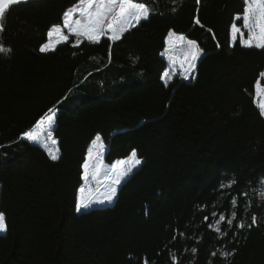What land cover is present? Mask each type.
Listing matches in <instances>:
<instances>
[{
	"label": "trees",
	"instance_id": "16d2710c",
	"mask_svg": "<svg viewBox=\"0 0 264 264\" xmlns=\"http://www.w3.org/2000/svg\"><path fill=\"white\" fill-rule=\"evenodd\" d=\"M138 2L149 19L119 40L69 39L44 53L47 33L77 0H21L3 19L0 44L11 52L0 54V264H264L255 87L264 88V50L230 46L244 0ZM169 32L200 49L188 79H162ZM50 109L57 161L22 138ZM210 121L221 123L222 138L201 134ZM97 135L106 165L133 150L141 164L110 205L78 213L82 164Z\"/></svg>",
	"mask_w": 264,
	"mask_h": 264
},
{
	"label": "snow or ice",
	"instance_id": "6c2138e0",
	"mask_svg": "<svg viewBox=\"0 0 264 264\" xmlns=\"http://www.w3.org/2000/svg\"><path fill=\"white\" fill-rule=\"evenodd\" d=\"M21 3V0H0V31L4 30L3 19L11 10L13 5ZM200 3V0H197ZM245 7L242 13H238L234 17V22L231 25L230 31V46H235L239 42L241 47L249 49L256 48L264 50V0H244ZM149 19V9L143 3L138 0H77V4L69 8L63 13V25H54L47 33L49 37L48 43L43 44L40 47V52L55 51V47L51 42V38L54 35H58L59 39L56 43L68 41V35H65L63 29H67L68 33L76 38V45L82 42V40H88L94 43H99L102 38L107 37L109 41H117L121 36L139 24L142 20ZM236 21H242L241 25H238ZM197 24L200 21L196 20ZM202 26V25H201ZM173 34L170 33V39L168 40L169 48L165 49L166 53H170L169 59L172 61L173 67L177 61H180L181 69L186 73L184 78H188L190 70L194 68V62L200 58V49L197 47L195 41L186 40L183 34H178L175 37V41L171 39ZM177 43L181 46L177 47ZM186 45V46H185ZM11 52L10 48L4 47L0 44V54H8ZM164 53H162L163 55ZM187 63V68L184 67ZM169 72H164L162 79L168 78ZM264 77V73L260 74ZM167 86V85H165ZM258 93L264 91L261 89L259 81L255 85ZM261 115H264V104H261ZM56 120V113L52 109L49 110V114H45L35 126V131H29L22 134V138L33 142L42 143L49 158L53 161H57L59 156V148L53 149L49 147L48 141L51 145L55 146L58 141L54 138V124ZM47 125V129L44 125ZM101 141V136L97 135L92 142V145L96 147V155L93 156L94 147H90L87 152L86 159L82 164L83 174L82 180L85 182V186L80 187L78 190V196L76 201V211L79 213L82 210L91 208L94 204H103L105 202L112 203L113 198L116 195L117 185H120L121 181L133 174V169L141 164V160L137 158V153L133 150L130 153V157L127 159L116 160L111 168L105 173L104 180L107 183L108 195L104 199L96 200L91 196H86V188L91 186V182H95L97 186L100 185V151L97 146V142ZM115 173V178L111 175ZM264 184V180L261 181ZM258 194L261 198H264V189L258 190ZM242 195H247L243 193ZM237 201L233 197L232 204L236 205ZM215 215V213H213ZM225 216L220 215L217 224L225 222ZM208 220V217H205ZM236 220V212L231 213V218L227 219L226 223L229 228L233 226V222ZM257 218L252 217V224L247 225L251 228L256 225ZM213 225L210 223L209 227ZM243 220L237 222L235 227L237 229H243L245 227ZM222 237L227 235V232H222L219 227L215 229ZM7 231L6 217L3 212H0V233ZM195 253L196 249H192ZM213 256L216 253H212ZM229 255H234V252H224L223 256L227 258Z\"/></svg>",
	"mask_w": 264,
	"mask_h": 264
},
{
	"label": "rangeland",
	"instance_id": "374dc122",
	"mask_svg": "<svg viewBox=\"0 0 264 264\" xmlns=\"http://www.w3.org/2000/svg\"><path fill=\"white\" fill-rule=\"evenodd\" d=\"M63 25V24H62ZM62 25H61V27H62ZM137 25V24H136ZM132 28V27H131ZM63 32H64V34L65 35H68V40L69 39H71V40H74V41H76V38L75 37H73V36H71L69 33H68V30L67 29H63ZM170 33H172V32H169L168 33V35H167V37H166V39H165V49L166 48H169L170 47V45L168 44V40L170 39ZM173 35L171 36V39L173 40V41H175V37H176V34H174V33H172ZM59 39V37H58V35H54L52 38H51V42L53 43V45H54V47L56 48L58 45H60V44H62V43H64V41H62L61 40V42L60 43H56V41ZM186 39V38H185ZM186 40H189V39H186ZM82 41H85V42H91V41H88V40H82ZM48 42H50L49 41V37H48V39H47V41L45 42V43H48ZM181 45L179 44V43H177V47H180ZM186 46V45H185ZM169 55H170V53H166L165 52V56H166V61H167V66H166V71L165 72H169L170 73V75H169V77L168 78H166V79H163L164 81H166V80H170V79H172L173 77H175V76H182L183 77V79H185L184 78V75L186 74L182 69H181V67H180V61L178 60L177 61V63H176V65L173 67V65H172V61L169 59ZM199 61V59L197 60V61H195L194 62V65L196 66V64H197V62ZM195 66H194V68H195ZM184 67L185 68H187V63H185V65H184ZM194 68L193 69H191L190 70V73L194 70ZM190 77V74H188V78ZM187 78V79H188ZM263 79H264V77H263ZM262 89H264V88H262ZM256 93H257V97H256V102H257V104L260 106L261 104H264V91H260L259 93H258V91H257V89H256ZM260 111H261V109H260ZM227 115L229 116L230 115V110H229V112L227 113ZM263 117H264V115H262ZM44 128L45 129H47V125L45 124L44 125ZM31 131H35V127L31 130ZM205 132L207 133V135H212L213 137H215V138H217V139H220V138H222V136H223V127H222V125H221V123L219 122V121H210V122H208V124H206V127H205V129H203V131H202V135L203 136H205ZM204 133V134H203ZM95 139V138H94ZM26 140V139H25ZM28 141V140H27ZM28 142H30V141H28ZM93 142V141H92ZM92 142H91V144H90V146H89V148L90 147H94L93 145H92ZM30 143H32V144H35V145H38L41 149H43L44 151H45V153L47 154V150L45 149V147L43 146V144L42 143H33V142H30ZM48 143V145H49V147H52L53 149H55L56 148V145L55 146H53V145H51V142L50 141H48L47 142ZM103 141L101 140V141H99V142H97V146H98V148H99V151H100V156H101V159H100V163H101V173H100V185L99 186H97L96 184H95V182H91V186L90 187H88V188H86V192H85V195L86 196H91V197H93V198H95L96 200H100V199H104V197L106 196V195H108V190H107V183L108 182H106L105 180H104V176H105V173H107L108 172V170L111 168V166H109V165H106L104 162H103ZM95 155H96V147H94V151H93V156L95 157ZM47 156H48V154H47ZM49 157V156H48ZM134 170V169H133ZM111 175L113 176V178H115V173H111ZM127 178V177H126ZM125 178V179H126ZM123 181V180H122ZM121 181V182H122ZM83 186H85V182L83 181V185H82V187ZM117 188H118V185H117ZM114 199V198H113ZM113 201V200H112ZM111 203H107V202H105V203H103V204H94L92 207H102V206H106V205H110ZM5 233V232H4ZM4 233H0V234H4Z\"/></svg>",
	"mask_w": 264,
	"mask_h": 264
},
{
	"label": "water",
	"instance_id": "95a60500",
	"mask_svg": "<svg viewBox=\"0 0 264 264\" xmlns=\"http://www.w3.org/2000/svg\"><path fill=\"white\" fill-rule=\"evenodd\" d=\"M199 62V61H198ZM198 64V63H197ZM197 64H196V66H197Z\"/></svg>",
	"mask_w": 264,
	"mask_h": 264
}]
</instances>
